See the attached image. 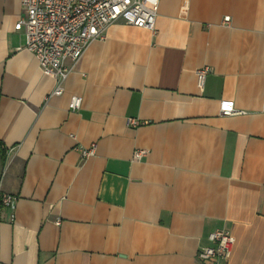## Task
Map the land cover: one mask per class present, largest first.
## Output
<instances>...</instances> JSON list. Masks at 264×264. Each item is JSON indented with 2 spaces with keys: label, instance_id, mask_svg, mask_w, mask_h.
<instances>
[{
  "label": "crops",
  "instance_id": "obj_1",
  "mask_svg": "<svg viewBox=\"0 0 264 264\" xmlns=\"http://www.w3.org/2000/svg\"><path fill=\"white\" fill-rule=\"evenodd\" d=\"M22 13L0 0V177L17 197L0 264H202L217 229L235 237L217 264H264V0H160L155 31L111 24L60 95Z\"/></svg>",
  "mask_w": 264,
  "mask_h": 264
},
{
  "label": "built area",
  "instance_id": "obj_2",
  "mask_svg": "<svg viewBox=\"0 0 264 264\" xmlns=\"http://www.w3.org/2000/svg\"><path fill=\"white\" fill-rule=\"evenodd\" d=\"M21 3L23 13L15 29L24 31V47L35 54L40 69L57 79L52 95H60L64 91V80L78 65L90 43L104 39L111 24L122 21L155 31L160 0H21ZM224 20L229 22L230 16ZM67 60L71 61L70 65L66 64ZM208 69L197 71L200 85ZM81 103L82 97L73 95L70 107L77 110ZM220 110L223 115L241 112L232 101H223ZM129 122L138 123L135 119ZM80 151L84 157H89L95 154V146L81 147ZM144 153V150H137L134 158L139 159ZM16 200V195L3 189L0 177V223L2 212L13 211ZM209 239L214 245L203 247L197 253L202 264H217L230 256L235 243L230 231L217 229Z\"/></svg>",
  "mask_w": 264,
  "mask_h": 264
}]
</instances>
